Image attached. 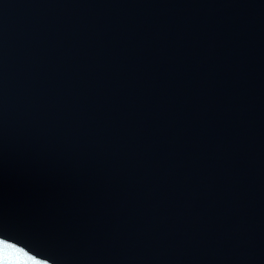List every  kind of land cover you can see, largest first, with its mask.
<instances>
[{
  "label": "water",
  "instance_id": "1",
  "mask_svg": "<svg viewBox=\"0 0 264 264\" xmlns=\"http://www.w3.org/2000/svg\"><path fill=\"white\" fill-rule=\"evenodd\" d=\"M56 0H0V133Z\"/></svg>",
  "mask_w": 264,
  "mask_h": 264
},
{
  "label": "snow or ice",
  "instance_id": "2",
  "mask_svg": "<svg viewBox=\"0 0 264 264\" xmlns=\"http://www.w3.org/2000/svg\"><path fill=\"white\" fill-rule=\"evenodd\" d=\"M12 247V245L0 241V256L3 257V259L0 260V264H11V261L8 259V249H11Z\"/></svg>",
  "mask_w": 264,
  "mask_h": 264
}]
</instances>
